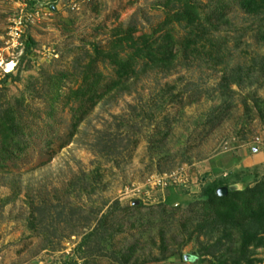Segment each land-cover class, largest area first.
<instances>
[{
  "label": "rangeland",
  "instance_id": "obj_1",
  "mask_svg": "<svg viewBox=\"0 0 264 264\" xmlns=\"http://www.w3.org/2000/svg\"><path fill=\"white\" fill-rule=\"evenodd\" d=\"M50 1L41 0L44 5L30 8L38 16L27 23L21 38L29 36L35 42L27 53L31 61L19 81L0 84L5 99L24 91L29 75L73 71L76 60L84 64L86 54L94 55L93 46L101 53L111 52L113 28L133 23L135 35L149 33L165 16L161 0H56L52 7ZM197 2L206 13L211 11L213 0ZM20 3L0 0V80L5 72L14 74L23 51V45L14 47L7 30L15 13L25 10ZM225 16L221 22L212 19L215 28H209L219 46L218 63L179 55L168 68L138 70L141 62H137L136 75L105 93L66 144L60 146V139L51 144L42 155L44 164L38 162L39 144L32 142L17 169L0 171V264H64L67 260L113 264L96 253L82 263L85 258L76 250L82 235L110 211L114 216L108 217V226H120L113 234V247L136 241V264H157L153 259L161 254L165 258L159 263L211 264L206 257L202 262L181 257L207 242L195 233V221L184 230L180 226L194 216L196 203L191 202L202 182L244 166L255 167L258 177L264 175V115L254 104L255 100L261 103L264 114V41L256 38L259 15L234 5ZM171 32L174 38L185 34L177 23H172ZM238 68L240 83L220 88L223 73ZM93 71L101 81L116 76L113 64L101 55ZM196 93L197 100L187 103L189 95ZM25 97V118L33 121V127L43 128L46 102ZM60 108L58 104L51 121L59 123L63 136L70 111L67 106ZM212 114L223 119L210 129L207 117ZM107 133L122 139L117 155H107L96 145ZM33 204L45 206L49 213L62 206L64 212L74 213L67 225L31 229ZM162 208L168 211L163 234L159 231L163 221L150 224L145 219ZM41 230L52 240L47 241ZM263 250L255 248L253 257H264Z\"/></svg>",
  "mask_w": 264,
  "mask_h": 264
},
{
  "label": "trees",
  "instance_id": "obj_2",
  "mask_svg": "<svg viewBox=\"0 0 264 264\" xmlns=\"http://www.w3.org/2000/svg\"><path fill=\"white\" fill-rule=\"evenodd\" d=\"M25 1L28 8L44 5L41 0ZM55 1H50L51 7ZM159 4L165 8L164 19L157 28L149 33L135 35L136 29L133 23L128 24L125 28L117 26L112 31L114 36L110 41L111 52L101 53L96 46H93L94 55L86 54L89 58L84 64H80L76 60L73 71L58 69L54 72L42 71L38 76L29 75L24 91L11 98L5 99L4 92L0 90V171L17 169L19 161L25 157V152L32 142L39 144L41 158L38 162L44 164L42 155L44 157L47 154L48 149H51V144L57 139H60V146L66 144L84 120L87 111L100 103L105 93L136 75L137 70L134 65L137 62H141L138 70H145L153 66L168 68L179 55L190 59L203 58L212 64L218 63L217 50L219 46L210 37L209 28H215L211 20L221 22L225 19L229 8L234 5L246 13L259 15L256 38L264 41V0H213L211 11L207 13L197 0H161ZM172 23L181 25L185 34L180 38H174L171 32ZM158 32L159 34L156 35ZM21 39L23 51L18 62L14 65L15 72L14 74L11 71L5 72L0 84L7 80L19 81L21 71L29 67L31 58L27 53L30 52L35 42L29 36ZM214 44H216V48H209ZM121 53L124 54L120 55ZM99 55L102 56V59L107 57L113 64L115 78L101 81L99 73L93 71V66ZM24 59H26L25 63H23ZM249 69L247 68L248 71ZM241 77L239 68L225 72L221 77L219 87L227 89L231 84L238 85ZM25 94L28 98H41L46 102L47 111L43 128L33 127V121L25 118ZM189 97L191 98L187 103H192L197 100L199 93L189 95ZM169 99L173 101L175 96H171ZM58 104L61 106L59 110L67 106L70 111V121L63 136L59 135V123L51 121L58 112ZM254 104L260 115H264L262 104L256 100ZM207 118L211 125L210 129L223 119L222 116L213 114ZM112 136L116 135L107 133L103 139L96 143L107 155H117L121 152L118 147L119 144L121 145L122 139L115 140ZM254 169L255 167L245 166L229 169L224 174L219 172L212 179L202 182L197 197L191 202V204L196 203L193 208L194 216H189L191 219L188 218L181 222L180 226L184 230L188 224L195 221V233L205 236L207 242L195 254L189 253L187 259L192 262H202L207 258L211 264H264V257H253L252 255L255 248H264V175L258 177ZM232 183H239L240 188L228 190L223 196H218L215 193L218 186ZM31 207V219L29 220L31 229H41L46 224L53 229L57 224L67 225L70 221L69 215L74 213V210L64 212V206L52 213H49V209L42 205L33 204ZM133 207L138 208L137 206ZM173 210L174 207H171V213ZM155 214L156 216L153 218L148 215L145 218L146 223L163 221L159 230L163 234V225L167 223L168 211L162 208ZM111 215L114 216L113 211H110L109 214L108 212L102 214L97 225L82 235L76 248L78 255L85 258L82 263H88L89 258L95 253L106 257L113 264L137 263V259L134 257L137 249L136 241L120 248L113 247L112 237L115 232L119 231L120 226L117 225L112 229L108 226V217ZM47 217H49L48 222L46 221ZM41 231L47 241L52 240L48 237L47 232ZM142 235L144 236V234ZM184 243L186 241L181 245ZM176 251L179 253L180 247H177ZM171 254L173 252L169 255ZM164 258L165 255L161 254L160 257L153 260L157 264H167L159 263ZM64 264L79 263L75 260H67Z\"/></svg>",
  "mask_w": 264,
  "mask_h": 264
},
{
  "label": "built area",
  "instance_id": "obj_3",
  "mask_svg": "<svg viewBox=\"0 0 264 264\" xmlns=\"http://www.w3.org/2000/svg\"><path fill=\"white\" fill-rule=\"evenodd\" d=\"M25 10L20 9L15 13L13 18L10 20L7 30L9 35L14 42V47L22 45L21 37L27 23H31L34 17L38 16V11L33 9H27L26 1L20 0ZM20 3V4H21Z\"/></svg>",
  "mask_w": 264,
  "mask_h": 264
},
{
  "label": "water",
  "instance_id": "obj_4",
  "mask_svg": "<svg viewBox=\"0 0 264 264\" xmlns=\"http://www.w3.org/2000/svg\"><path fill=\"white\" fill-rule=\"evenodd\" d=\"M240 188V184L239 183H232V184H229V185H222V186H218L216 189H215V193L218 195V196H223L227 193L228 190H237ZM196 251H193L191 254H195ZM189 254H183V259H187V256Z\"/></svg>",
  "mask_w": 264,
  "mask_h": 264
},
{
  "label": "bare ground",
  "instance_id": "obj_5",
  "mask_svg": "<svg viewBox=\"0 0 264 264\" xmlns=\"http://www.w3.org/2000/svg\"><path fill=\"white\" fill-rule=\"evenodd\" d=\"M97 108V106H94V109H96Z\"/></svg>",
  "mask_w": 264,
  "mask_h": 264
}]
</instances>
